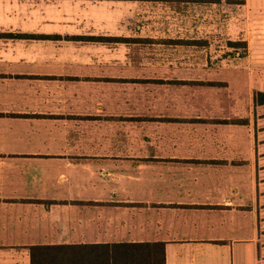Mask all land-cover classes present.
<instances>
[{
	"label": "crops",
	"instance_id": "0c3cea01",
	"mask_svg": "<svg viewBox=\"0 0 264 264\" xmlns=\"http://www.w3.org/2000/svg\"><path fill=\"white\" fill-rule=\"evenodd\" d=\"M258 1L223 47L184 0H0V264L154 241L264 264Z\"/></svg>",
	"mask_w": 264,
	"mask_h": 264
},
{
	"label": "trees",
	"instance_id": "16d2710c",
	"mask_svg": "<svg viewBox=\"0 0 264 264\" xmlns=\"http://www.w3.org/2000/svg\"><path fill=\"white\" fill-rule=\"evenodd\" d=\"M253 95L264 101L263 92ZM30 264H164V253L159 241L43 246L30 248Z\"/></svg>",
	"mask_w": 264,
	"mask_h": 264
},
{
	"label": "rangeland",
	"instance_id": "374dc122",
	"mask_svg": "<svg viewBox=\"0 0 264 264\" xmlns=\"http://www.w3.org/2000/svg\"><path fill=\"white\" fill-rule=\"evenodd\" d=\"M259 1L264 2V0ZM184 4L190 9H197V11L193 12H191L190 9H188V11L186 9V14L190 12L189 14L191 17L197 15L198 13L206 17L205 21L207 23V27L211 29L212 32H214V36L218 34V31L214 30V26H216V24L221 25L218 26L221 27V37L214 38L216 45L219 44L223 47L228 45L226 42L227 40L224 38V36H229L228 33H230L231 31L229 25L236 26V28L234 27V29H236L238 33H241L243 31L242 28L244 24H241L240 22L242 18H244L246 10L242 5V0H184ZM240 42L241 41H237L235 44H231L230 42L228 43L231 45H235L237 52H241L243 46H241ZM212 45L213 42L211 46Z\"/></svg>",
	"mask_w": 264,
	"mask_h": 264
}]
</instances>
